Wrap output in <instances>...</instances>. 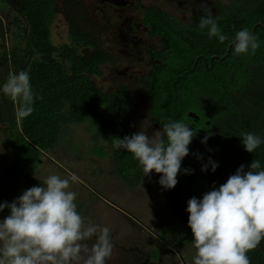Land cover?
<instances>
[{
  "label": "flooded vegetation",
  "instance_id": "obj_1",
  "mask_svg": "<svg viewBox=\"0 0 264 264\" xmlns=\"http://www.w3.org/2000/svg\"><path fill=\"white\" fill-rule=\"evenodd\" d=\"M84 1L98 5L97 19L109 14V9L116 12L113 19H101L100 22L85 27L92 41L89 51L100 59V73L90 75V80L97 90L114 94L116 97L114 105H105L102 111L106 110L118 122L117 138L122 139L139 131H144L151 137L156 131L162 130L163 124L174 121L190 124V129L197 133L188 146L189 155L182 160L183 172L178 174V183L173 189H165L156 182L157 177L160 179V174L154 171L149 176H144L143 168L142 182L132 186L118 175L115 168L118 178L129 189L148 185L163 190L166 200L162 208L167 210V213L160 212L156 220L152 218L145 224L136 215L119 208L122 217L135 221L134 227L139 233L136 239L139 238V241L135 246L132 244L131 249L122 248V259L117 264H191L192 252L196 253V249L188 226L187 203L192 197L202 199L205 193L214 188L218 190L230 175L235 174L237 162L229 160V165L225 158L228 151L234 158L237 157L243 146L239 134L252 132L250 127L258 124L260 115L256 112L258 108L255 105L243 102L251 97V91L253 93L259 87H253L252 90V86H239L240 70L243 68L246 78L252 69H257L259 59L250 58L254 63L246 67L242 56L230 55L232 47L229 49V46L226 56H229L230 60L227 64L222 62V69L217 72L221 78L226 73L228 79L221 81L212 74L220 57L216 54L208 56L203 52L197 54V45L201 42L203 45L207 44L208 40H205L204 34L208 30L200 29L194 41L192 33L185 30L184 33L190 37V40L188 37V41H185V57L181 65L174 67L170 62L172 47H166L162 36L155 33L153 24L146 23V11L150 6L166 10L155 5H145L141 0H126L128 3L124 6L102 3L101 0H69V3L66 0L67 18L73 16L72 13L81 7L80 14H87L82 5ZM215 3L216 0L208 4L212 12ZM196 9L197 6L189 12L187 19L184 16L179 19L170 14L182 22L184 27L192 28L196 26L192 22ZM198 9L202 11L200 5ZM149 20H155V17H149ZM256 27L253 31H256ZM189 43L196 46L189 47ZM213 51L214 48L207 53ZM261 63L264 62L261 60ZM206 75L212 81H208ZM104 77L108 78L109 83L99 86L97 82L102 81ZM249 79L262 78L257 77L255 73L251 74ZM158 92L165 95L166 102L162 106L154 102ZM209 131L213 135L208 138L206 144L201 143ZM94 140L96 141L95 138ZM105 142L109 149H112L109 154L112 159L121 149L114 148L111 141ZM248 154L244 148V155ZM126 155L134 157L128 151ZM209 157L218 164L214 172ZM203 165L208 166L207 171L201 170ZM185 169L190 171L186 173ZM17 196L13 197L11 202ZM8 215L0 212V220Z\"/></svg>",
  "mask_w": 264,
  "mask_h": 264
},
{
  "label": "trees",
  "instance_id": "obj_2",
  "mask_svg": "<svg viewBox=\"0 0 264 264\" xmlns=\"http://www.w3.org/2000/svg\"><path fill=\"white\" fill-rule=\"evenodd\" d=\"M0 3L12 11L10 19L0 13V89L11 73L18 74L23 70L30 76L34 95V103L31 105L33 112L25 118H19L17 113L22 101H14L0 91V152L5 147L10 149L13 156L11 165L0 170V203H11L13 197L25 191L27 184L24 180L35 181L33 174L42 163L43 154L53 150L61 141L66 127L96 122L98 133L95 138L100 137L113 143L119 137V124L106 110L102 111L103 106L114 105L115 95L97 90L90 80V75L100 73V59L98 55L90 53L91 38L85 25L77 18L82 7L68 17L70 43L57 46L52 40V26L58 15L67 12L68 8L64 6L63 10L60 0H0ZM214 7L212 14L220 17L218 27L228 39L221 43L217 37L209 38L207 32L204 34L207 44L201 42L197 45V54L203 52L208 56L216 54L220 57L212 74L221 81H227V74L221 78L217 72L222 69V62L227 64L230 60L226 54L237 32L247 28L252 33L259 25L253 33L260 44L255 55L251 52L237 55L234 45L230 55L242 56L246 67L254 63L250 58L259 59L257 69H252L246 78V72L241 68L239 86H252V90L253 87H259L253 93L251 91V97L243 102L258 108L256 112L260 114L259 122L250 129L264 140V63H261V60L264 62V0H216ZM196 10L192 19L196 26L192 28L184 27L177 18L159 8L150 6L146 11V23L153 24L155 33L162 36L166 47L173 49L170 62L174 67L181 65L185 57V41H188L189 36L184 31L192 33V41L199 35L198 25L204 12L199 11L198 6ZM149 17H155V20L150 21ZM189 44V47L196 46ZM213 48V53H207ZM255 73L262 79L250 80L249 76ZM206 77L212 81L209 76ZM154 102L162 106L166 102L165 95L158 92ZM126 152L125 149L118 150L112 160L118 175L128 184L137 186L142 182V166L137 159L126 155ZM229 160L237 162V169L244 165L245 172L253 160H259L260 170H264V143L259 150L247 156L244 155V146L236 158L228 151L225 161L229 164ZM2 212L10 214L7 208ZM258 247L247 253L251 264H264V240Z\"/></svg>",
  "mask_w": 264,
  "mask_h": 264
},
{
  "label": "clouds",
  "instance_id": "obj_3",
  "mask_svg": "<svg viewBox=\"0 0 264 264\" xmlns=\"http://www.w3.org/2000/svg\"><path fill=\"white\" fill-rule=\"evenodd\" d=\"M200 7L204 15L198 27L207 29L209 38L226 41L228 37L218 27L220 17L213 16L207 0H201ZM259 47L258 37L247 28L237 32L235 54L255 55ZM0 91L22 101L19 118L33 112L34 95L26 71L11 73ZM189 125L183 121L165 123L151 137L139 131L116 138L113 147L132 153L144 176L154 171L160 174L163 188L173 189L182 160L189 155L188 146L197 134ZM211 135L209 131L201 143L206 144ZM239 136L248 153L264 143L253 132ZM209 163L214 172L218 164L210 157ZM207 168L203 165L201 170ZM244 168L241 165L218 190L188 201V226L196 249L194 264H251L247 253L264 240V170H260L259 160H253L247 172ZM69 188V179L53 174L43 185L25 190L11 203H0V212L10 210L0 220V264H106L114 247L110 229L86 222L77 211V193Z\"/></svg>",
  "mask_w": 264,
  "mask_h": 264
},
{
  "label": "rangeland",
  "instance_id": "obj_4",
  "mask_svg": "<svg viewBox=\"0 0 264 264\" xmlns=\"http://www.w3.org/2000/svg\"><path fill=\"white\" fill-rule=\"evenodd\" d=\"M145 5L160 7L179 19L183 16L189 17V12L195 6L201 5V0H141ZM66 0H60L62 9ZM208 4L214 0H207ZM82 5L87 14H77L82 25L88 26L101 19H113L115 10L109 9V14L97 19L99 13L95 2L84 1ZM64 10V9H63ZM0 13L8 19L12 17V11L6 5L0 3ZM62 12L58 15L52 26V40L55 45L61 46L70 43L71 34L68 18ZM109 83L108 78L97 82L99 86ZM98 125L96 122H85L80 125H71L64 130V136L55 148L42 156V163L33 174L34 182H28L25 190L44 184L49 175H58L70 181L68 190L77 193L75 203L79 213L85 221H91L102 227H108L113 242L111 256L106 264H117L122 259V253L132 248L137 243V228L135 221L122 217L119 208L136 215L143 223H149L150 219L159 218V213H167L163 207L165 204V192L157 187L141 186L139 189H129L118 178L114 163L111 159L109 145L97 137ZM96 139V141L94 140ZM104 150V152H102ZM13 156L10 149L2 147L0 152V170L10 166ZM75 176L76 180L71 178ZM159 182L158 177L155 180ZM23 194V193H22ZM19 194L16 198L21 196ZM156 220V219H155ZM91 243V242H90ZM195 252H192V263L194 264ZM109 262V263H108ZM120 262V261H119ZM190 264V263H189Z\"/></svg>",
  "mask_w": 264,
  "mask_h": 264
},
{
  "label": "water",
  "instance_id": "obj_5",
  "mask_svg": "<svg viewBox=\"0 0 264 264\" xmlns=\"http://www.w3.org/2000/svg\"><path fill=\"white\" fill-rule=\"evenodd\" d=\"M102 3H110V4H114V5H117V6H124L128 3V1L126 0H101ZM258 27V26H257ZM256 27V28H257ZM255 31L252 32V34L254 33ZM234 45V43H232L229 47V49Z\"/></svg>",
  "mask_w": 264,
  "mask_h": 264
}]
</instances>
